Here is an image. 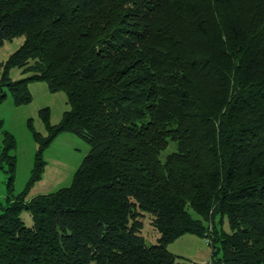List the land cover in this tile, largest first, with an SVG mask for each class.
Returning <instances> with one entry per match:
<instances>
[{
	"label": "trees",
	"instance_id": "trees-1",
	"mask_svg": "<svg viewBox=\"0 0 264 264\" xmlns=\"http://www.w3.org/2000/svg\"><path fill=\"white\" fill-rule=\"evenodd\" d=\"M16 36L0 102L42 80L68 107L56 124L39 110L44 135L28 120L38 147L17 193L3 131L0 264H186L167 248L186 233L208 240L209 264H264V0H0V46ZM61 132L89 150L70 185L27 200Z\"/></svg>",
	"mask_w": 264,
	"mask_h": 264
},
{
	"label": "rangeland",
	"instance_id": "rangeland-1",
	"mask_svg": "<svg viewBox=\"0 0 264 264\" xmlns=\"http://www.w3.org/2000/svg\"><path fill=\"white\" fill-rule=\"evenodd\" d=\"M22 39L23 36H16L11 40L4 41L0 46V71L1 64L21 44ZM9 75L16 80L26 74L22 73L20 68L13 67ZM28 88L31 93L29 102L16 105L9 92H7L6 98L0 102V119L2 120L0 149L3 131L12 133L15 138V148L12 154L16 158L13 182L16 193L24 188L30 177L34 155L38 147L28 128V120L31 119L34 129L44 135L46 129L39 117V110L48 107L50 123L56 124L62 112L68 107L65 93L61 90L50 91L45 81H30ZM175 147V142L170 141L167 148L161 152V159H164ZM88 150L89 144L77 135L70 132L59 133L44 149L43 158L46 162L44 170L41 178L30 187L26 199L30 200L39 194L49 193L70 185L75 170ZM8 176L7 165H0V203L2 204H4L7 195ZM143 214L141 234L148 244L156 243L158 233L150 223V216L146 212ZM192 215L196 217L194 213ZM21 218L26 225H31L32 221L28 210L21 212ZM223 228L228 229L226 222L223 224ZM167 248L179 256V261L186 264H209L211 260L212 246L209 245L206 238L195 234H183L171 241Z\"/></svg>",
	"mask_w": 264,
	"mask_h": 264
}]
</instances>
